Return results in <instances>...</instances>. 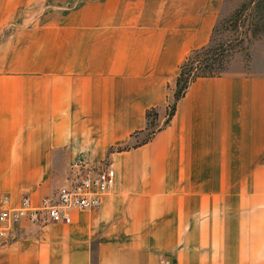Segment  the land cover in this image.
Here are the masks:
<instances>
[{"label":"crops","instance_id":"1","mask_svg":"<svg viewBox=\"0 0 264 264\" xmlns=\"http://www.w3.org/2000/svg\"><path fill=\"white\" fill-rule=\"evenodd\" d=\"M30 1L0 0V209L76 162L106 159L115 179L68 223L22 221L0 264H264V71L194 78L164 123L223 0H85L50 23ZM153 107L161 128L116 150Z\"/></svg>","mask_w":264,"mask_h":264},{"label":"rangeland","instance_id":"2","mask_svg":"<svg viewBox=\"0 0 264 264\" xmlns=\"http://www.w3.org/2000/svg\"><path fill=\"white\" fill-rule=\"evenodd\" d=\"M94 1L99 2V0H88L87 6L98 7ZM41 2L42 7L39 6ZM84 2L85 0H66L57 4L55 0H32L24 9L27 13L38 10L41 15L37 20L43 18L45 22L50 23L55 16V10L84 7ZM222 9L226 15H223L215 25L211 42L196 61L189 63L183 69V78H190L196 73L195 65L203 69V73L214 75L244 68L264 71V0H223ZM170 106L166 113L170 111ZM166 117L167 114L165 119ZM156 122L158 123L157 120ZM145 135L144 130L142 135H134L129 143L121 146H128L127 148L135 146L134 144L144 139ZM103 162L110 163L106 159L99 163ZM99 163L76 162L70 170L75 164Z\"/></svg>","mask_w":264,"mask_h":264},{"label":"built area","instance_id":"3","mask_svg":"<svg viewBox=\"0 0 264 264\" xmlns=\"http://www.w3.org/2000/svg\"><path fill=\"white\" fill-rule=\"evenodd\" d=\"M115 171L110 163L97 165L75 164L70 170L68 183L51 194L42 196L37 203L30 195L21 197L17 206L0 209V240H12L22 221L39 225L49 222H70V210L93 209L114 183ZM3 196L2 203L7 200Z\"/></svg>","mask_w":264,"mask_h":264},{"label":"trees","instance_id":"4","mask_svg":"<svg viewBox=\"0 0 264 264\" xmlns=\"http://www.w3.org/2000/svg\"><path fill=\"white\" fill-rule=\"evenodd\" d=\"M207 45H205L201 48L192 50L189 53V55L186 57V59L183 61V63L180 65L179 73H178L177 78H176V88H175V92H174V101H173L172 105L170 106V111L166 113L167 117L164 120V123L172 115L176 101L184 94V92H185V90H186V88H187V86L191 80H193L194 78H196L198 76L214 75V74L203 73V69H201L198 65H195L194 70L196 73L194 75H192L190 78H183V69L189 63H193L194 61H196L197 58H199V56L204 52ZM145 117H146V128H145L146 135H145L144 139H142L141 141H139L138 143H136L134 145H138V144H141V143L148 141L153 136V134L161 128V125H159L156 122V120L158 118V113H157L156 108L153 107V108L148 109L145 113ZM127 147L128 146H118V147H116V150H123V149H126Z\"/></svg>","mask_w":264,"mask_h":264}]
</instances>
